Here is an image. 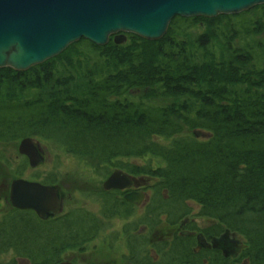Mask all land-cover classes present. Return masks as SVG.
Listing matches in <instances>:
<instances>
[{
    "label": "trees",
    "instance_id": "1",
    "mask_svg": "<svg viewBox=\"0 0 264 264\" xmlns=\"http://www.w3.org/2000/svg\"><path fill=\"white\" fill-rule=\"evenodd\" d=\"M262 27L264 4L235 15L176 16L157 41L125 33L124 44L111 36L97 46L81 38L27 70L3 67L0 145L29 137L55 143L103 180L118 170L143 177L148 219L123 225L128 252L121 264H264ZM59 61L68 66L59 68ZM27 166L24 158L12 177L22 178ZM29 180L59 187L55 173ZM91 192L98 214L78 207L41 220L9 207L0 218V253L14 256L0 264L21 257L57 264L107 228L98 215L131 216L122 193L100 185ZM189 202L197 217L212 222L199 229L206 236L240 238L232 256L197 251L189 234L153 239V260L145 255L143 237L133 231L147 223L152 233L163 226L162 216L172 224L188 219Z\"/></svg>",
    "mask_w": 264,
    "mask_h": 264
},
{
    "label": "water",
    "instance_id": "2",
    "mask_svg": "<svg viewBox=\"0 0 264 264\" xmlns=\"http://www.w3.org/2000/svg\"><path fill=\"white\" fill-rule=\"evenodd\" d=\"M260 4L264 0H0V68L24 71L57 56L81 38L97 46L105 45L112 35L116 44H122L125 33L154 41L164 36L176 16L235 15ZM17 151L33 168L43 161L42 148L29 137L20 140ZM145 182L143 177L118 170L107 176L102 188L123 190ZM145 197L143 191L124 195L127 202L137 205ZM8 198L12 208L32 210L41 220L62 210L56 185L18 177L9 184ZM222 236L209 245L217 249ZM57 264L74 263L63 260Z\"/></svg>",
    "mask_w": 264,
    "mask_h": 264
},
{
    "label": "rangeland",
    "instance_id": "3",
    "mask_svg": "<svg viewBox=\"0 0 264 264\" xmlns=\"http://www.w3.org/2000/svg\"><path fill=\"white\" fill-rule=\"evenodd\" d=\"M249 10H253V7ZM255 13H256V11H251V14L255 15ZM236 14H239V13H236ZM225 22H224V26L225 27L229 26L230 22L228 20H225ZM206 26H207L206 22L202 21L200 24H198L197 27H199V30L202 31V29H204ZM262 28L264 29V27H262ZM262 32L264 33V31H262ZM262 37L264 38V36H262ZM112 40L114 42V36L113 35H112ZM175 40H177V38H175ZM154 41H157V40H154ZM235 41L236 40H234V42ZM122 44H124V43H122ZM119 45H121V44H119ZM35 65H37V64H35ZM67 66L68 65L65 64V62L59 61V63H58L59 68H61V67L66 68ZM2 68H0V69H2ZM14 70H16V69H14ZM16 71H19V70H16ZM33 141L35 143H38L40 145V147L42 148L43 161L40 163V165H38L37 167H34V168L31 167L28 163L27 169L23 171V174L21 177L29 180L33 176L37 175L38 179L40 180V179L44 178L45 176H47L51 173H55L56 178L58 179V182H57L59 185L58 188H59V190H62L61 195H62V199H64L62 201L61 213H64L66 211H71L75 208L80 207L85 212L88 210L89 212H92L94 214H98L99 205L96 202V200H98V199L96 198L95 194L92 193L91 191H96L97 185H100V187H102V183L104 180L97 175L96 176L93 175V173L89 171L90 169H88V167L86 165H84V163L78 161L75 157H71L70 155L66 154L62 150V148L57 146L55 143H51V142L47 143V142L42 141V140H39V141L33 140ZM19 143H20V141L18 143H16V145H13V144L0 145V169L2 168V170H3V174H0V218L2 216H4L6 213H8V210H10L9 207H11L10 202H9V198H8L9 184L13 179H16V178H13L11 174H12V172L14 173V171L17 169L18 163L22 162V160L24 158H26L25 156L21 155L17 151ZM26 161H27V159H26ZM99 181L102 183H98ZM148 195H149V192H148ZM188 207L191 209V214L188 218H193V222L190 221V223L192 224L191 227H194L195 229L199 230V229L204 228V226L207 224L210 225L206 218L197 217L195 215L196 211H197L195 204L189 202ZM162 219H163V216H162ZM131 220H136V217L132 218ZM131 220H129V222L123 221V220H121V221L116 220L113 223H111L109 226V229H107L105 232L106 234L103 233V236H101V234H100L99 240L94 242L95 243L94 247H90L88 250H95L96 251L98 249V253L100 254V252H102V255L105 256L104 254H106L109 250L105 249L106 247L103 246V243H104L103 239H106L105 238L106 235H108V237H109L110 236L109 234L112 231L113 232L117 231V233H118L117 235H118L119 240L118 241L116 240L115 241L116 243H113L114 246L110 250L108 256L109 257L112 256L114 259H118L120 255L127 253L128 250L125 247L126 246L125 245V239L122 236L123 233L122 234H120V233L123 230V225L126 223L130 224ZM161 225H163V224H161ZM166 226L163 225V226L157 227L151 233L152 240L153 239L154 240L160 239L161 234H164V231H165L164 227H166ZM199 232H200V230H199ZM101 233H102V231H101ZM214 238H221V237H213L212 239H214ZM240 242L241 241H240V238L238 236H236L234 234L233 235L224 234V236H222V241H220V243H219L220 246L217 249L219 250L221 255H224L225 257L232 256V254L240 246V244H241ZM91 246H92V244H91ZM210 248H213V247L210 246ZM213 249H215V248H213ZM89 255L84 254L83 257L81 258L80 255H78L72 251H66V253H63L61 256L65 260L67 258H70V257L73 258V256H75V257L78 256L77 258H74L76 260H78V259L90 260L91 257ZM13 256H14V254H12L11 251L8 253H5V254L0 253V263H9L11 260V257H13ZM152 256H153V254H152ZM76 263H78V262H76ZM15 264H30V262L27 259L21 257V258L16 259ZM236 264H242V263L238 262Z\"/></svg>",
    "mask_w": 264,
    "mask_h": 264
},
{
    "label": "flooded vegetation",
    "instance_id": "4",
    "mask_svg": "<svg viewBox=\"0 0 264 264\" xmlns=\"http://www.w3.org/2000/svg\"><path fill=\"white\" fill-rule=\"evenodd\" d=\"M108 191H110V190H108ZM108 191H106V192H108ZM111 191H117V192L122 193L123 199H124V195L127 194V193L139 192V191L145 192L146 197H145V199L142 201V203L140 205H137V204H134V203H129L125 199L124 200L128 204H130L129 212H130L131 216L128 217V219H126V221L129 222V220H131L132 218L136 217V220H131L130 224L132 225L134 221H139L140 218L142 217V219L143 220L145 219V222H147V219H148V214H147L148 203L147 202L150 200V197L148 195L146 182L141 184V185L133 184L127 189H123V190H120V189L119 190H114L113 189ZM59 194L61 196V201H63L64 199H62V195H61L62 194V190H59ZM118 196H119V194H118ZM66 212H68V211H66ZM66 212H64V213H66ZM64 213L60 212L57 215H63ZM98 217H99V219H101L103 221L104 225L107 226V228H105V230H103L102 233L100 231L99 234L94 238L95 240L90 242V244L86 245V248L84 250L76 253V254L80 255L81 258L83 257L84 254H88V255L90 254L89 256L91 257V259L90 260H88V259H86V260H84V259L83 260H81V259L76 260L74 258H77L78 256L77 257L73 256V258L70 257V258H67V260H69L71 262L74 261L73 262L74 264H121L122 263V261H123V257L122 256L126 255V253L120 255L118 259H114L112 256H110V257L108 256L110 250L114 246L113 243H116L115 241L119 240L118 235H117L118 234L117 231H115V232L112 231L109 234L110 235L109 237H108V235H106V237H105L106 239H103V241H104L103 246L106 247L105 249L109 250L106 254H104L105 256L102 255V252H100V254H99L98 253V249L96 251L95 250H88L90 247H94V245H95L94 242L99 240L100 234H101V236H103V233H105L106 230L109 229L110 224L113 223L114 221L118 220L117 218H113V219L108 221V220H105L103 216H99L98 215ZM190 221L193 222V218H188V219H185V220L179 219V220H177L176 223L172 224L171 222L166 220V216H163L162 223H163L164 226H166V225L167 226L164 227L165 228L164 234H161L160 238L165 240V241L168 240L169 242H172L175 237L176 238L177 237H179V238L182 237L183 238V236H185V235L188 236V234H189V235H193V237H194L197 251H200L201 249H211L209 243H210L211 239L213 238V236L212 237H209V236L206 237V235L202 231L199 232V231H195V230H190L189 229V226H191ZM207 221L209 222V224L212 223L208 219H207ZM206 226H208V224L205 225L204 227H206ZM122 233H123L122 236L127 234L123 230L121 231L120 234H122ZM134 233H136L137 237L138 236L143 237V241L145 242V248H147V251H148V254H147V251L145 250V255H148L152 259V254H153V248L151 247L152 236H151L149 225L147 223H143L142 225H139L138 228H137V231H135V232L133 231V234ZM141 237H138V238H141ZM197 239H199L200 244H198ZM91 244H92V246H91ZM76 262H78V263H76ZM123 264H130V263L129 262H127V263L125 262Z\"/></svg>",
    "mask_w": 264,
    "mask_h": 264
}]
</instances>
